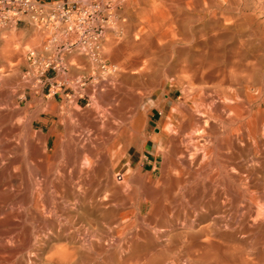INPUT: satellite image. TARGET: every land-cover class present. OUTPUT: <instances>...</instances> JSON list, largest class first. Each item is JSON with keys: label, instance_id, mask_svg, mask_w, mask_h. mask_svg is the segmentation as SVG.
Wrapping results in <instances>:
<instances>
[{"label": "bare ground", "instance_id": "bare-ground-1", "mask_svg": "<svg viewBox=\"0 0 264 264\" xmlns=\"http://www.w3.org/2000/svg\"><path fill=\"white\" fill-rule=\"evenodd\" d=\"M153 2L168 5L170 26L204 27L194 34L155 29L120 50L135 54L134 79L150 89L131 102V115L107 149L92 146L91 138L76 137L80 146L66 150L54 141V155L67 166L84 160L75 180L51 173L48 137L39 133L43 148L10 158L22 148L11 136L15 125L0 133L3 140L11 136L7 150L0 148V264H264V34H221L229 20L214 0ZM153 23L156 28L158 18ZM121 89L122 104L132 106L128 87ZM106 98L110 104L111 95ZM48 107L54 110L52 102ZM95 109L73 115L105 124L111 113ZM153 110L162 132L148 137L141 128ZM122 134L125 144L116 149ZM149 141L157 152L144 170L143 158L132 163V149L144 155ZM18 165L28 177L16 174ZM58 213L63 224L94 220L109 229L81 237Z\"/></svg>", "mask_w": 264, "mask_h": 264}, {"label": "rangeland", "instance_id": "rangeland-1", "mask_svg": "<svg viewBox=\"0 0 264 264\" xmlns=\"http://www.w3.org/2000/svg\"><path fill=\"white\" fill-rule=\"evenodd\" d=\"M86 1L91 2L93 0ZM96 1L100 2L103 8L107 4H109L110 6V8L106 10V14H110V16L108 22L104 24L105 29L100 44V57L95 58L97 60L95 62V60H93L94 58H88L78 54L68 56L67 61L69 64H71V66H69V70L65 74H61L57 80L58 83H68L65 84L66 86L64 87H59L57 85L51 90L49 96V92H47V90H45V92H42L41 79L43 77H40L41 71L35 67H32L27 61L29 52L31 51H36L41 55L45 54L43 47V43L47 38V34L45 33V31L35 29L33 31L34 34H30L28 39L25 41V37L22 34H1L0 36V68H2L4 71L0 73V116H5L0 117V130H2L0 133L8 131L9 128H13V126L15 125V132H13L11 136H13L14 139H18L19 144L22 147L18 152L15 151L12 153L14 154V156L10 154V158L23 155L25 148H32L34 150L43 148L45 142L43 143V140L40 138V133L41 135L48 137L46 145L47 154L50 156L48 166L51 169L53 167L54 170L52 169L51 171H56L54 173H51L55 176L64 175V177L71 178L73 180L78 177L77 169L81 165L80 162H84V160L80 159V161L78 160V158L72 159V166H67V164H70V162L67 163V161H65V158H60L59 154L57 155L58 157L54 155V141L58 138L61 139L60 146L62 148L60 147V150H63L64 147L66 150L67 148L71 147L72 143L78 144V141L75 142L76 140H74L76 137L80 138L81 140L87 139V142H89L88 140L91 138L90 140L92 141V146L94 145V147L101 151L107 149L111 145L110 138L114 137L117 133H120V131L122 130L121 127H123L124 123H126L125 118L131 115V108H133V106L135 107L136 105L134 103L132 104L131 102H136L137 97H139L142 93L145 94L150 89L147 86H141L134 79L135 75L133 74V65L135 63L133 62L135 61L134 59H136L135 54L129 53V51L126 52V54H123V56L120 54V50L127 48L131 42H139V40L137 39L139 38V36L141 37L145 36L146 34H153L152 30L155 29L157 30H155L156 32L161 31L162 34H189L190 32H192V30L193 32H195L204 27L203 23L199 24L198 22L189 23V26L187 28H181L177 25V28L174 27V25L170 26L169 19L171 15L169 14L168 5L160 2L155 3L153 2V0ZM214 1L218 5L222 6L221 11L224 13L223 15L226 14V18L229 20V26L226 24L227 20L222 22V28L219 29L220 33L221 31H223L221 34H264V0ZM143 10H145V13H143ZM155 18H158L159 21L156 28H154L153 26V20ZM225 25H227L228 28L223 29V27H226ZM226 30L228 31L226 32ZM193 32L192 34H194ZM217 32L218 30L216 31V33ZM210 33V31H208L207 29L205 30L204 28L203 34ZM127 53H129V57ZM144 61L145 60H141V62ZM141 62L140 64H138V66L142 65ZM102 63L106 65L105 69H102ZM124 66L127 68H125ZM13 68L14 70H17V73H19L18 75H16L17 73L15 74L14 72H12ZM13 73L14 75H11ZM47 74L52 75L51 72H47ZM123 78L129 82H127V84H124L126 83V81L123 80ZM80 79H82V81ZM83 82L84 85H82ZM156 82L158 83V80H156ZM137 85L142 89H144L143 87H145V90L143 91L141 88H136ZM120 86L128 87L127 90L129 95L126 103H130L132 104V106L129 104H127V106L122 104L120 100V97H122V89ZM135 88L138 89L137 93L135 92ZM108 95H111L112 98L110 104H108V102L106 101V97H108ZM178 96L179 94H177L175 98H177ZM131 97L134 98V101ZM49 101L53 103L54 110L48 107L50 106ZM92 106L93 109L96 108L95 110L98 113H101L102 111H106L109 114L111 113L110 117L105 120L106 122L104 121V125L96 123L94 119L89 115H86L89 120L84 119L86 116L82 119L75 116L78 113L76 109H78L79 112H83L84 110L89 109V107ZM123 107L125 109H123ZM121 108L123 109V111H121ZM111 115L113 118L111 117ZM151 115L152 119L148 122L146 126L147 128L145 130L144 126H142L141 128L148 137L158 135L162 132L161 129L157 127V123L160 120L158 111L153 110L151 112ZM2 118H5V121ZM91 119H93V121ZM3 123H6L8 128L4 129L6 127V124ZM10 123L13 126H10ZM114 123L117 124V126ZM48 133L51 134L49 135ZM128 134H130V130H128ZM11 136H4V138L6 139L9 138L8 140H3V138H0V148L3 147L1 149L2 152L7 150L6 147L8 146V141L11 140ZM80 136L86 137L81 138ZM124 137V134H122L121 137L117 138L116 149L125 144L126 138ZM26 140L28 141V143H26ZM145 150L143 155L142 153H139L141 152V149H132L133 154L137 155L136 158L133 159L132 163L142 164V160L144 159L146 161L145 163H143L146 165H144V170H148L154 164L157 145L149 141L146 145ZM53 156H56L57 158H54ZM86 161L84 164H82V166H86V164L88 163V161ZM162 164V160H160V162L157 164L158 167L155 171L157 179H159L161 176L159 174V170L162 167ZM63 165H66V167H64ZM17 168L18 170H16V174L20 172L18 174L19 177L20 175L22 177H28L26 170H23V166L18 165L16 169ZM64 169L65 173H61V171ZM21 172L22 174H26L22 175ZM116 174L126 175V173H122V169H118ZM58 214L60 215V213ZM59 215L58 218L59 220H61L60 222H62L63 218L61 217V215ZM87 222L92 227L88 225ZM87 222H80V224L76 223L78 225L74 223L72 224L73 226L69 225L70 223L63 224L64 222H62L61 224L65 225L71 231L75 229H77L78 231L81 229L80 231L83 232L81 233L79 231V236L81 237L84 234H90L99 237L98 233H100L101 236H104L109 229L108 225L106 226L104 222L99 223L94 220ZM56 225L58 224L56 223ZM81 226H83V229L81 228ZM87 228H90L89 231L85 230ZM93 228H95V230H93ZM98 230L104 233H101L100 231L97 232ZM84 231H86V233ZM61 241L63 242V240Z\"/></svg>", "mask_w": 264, "mask_h": 264}, {"label": "built area", "instance_id": "built-area-1", "mask_svg": "<svg viewBox=\"0 0 264 264\" xmlns=\"http://www.w3.org/2000/svg\"><path fill=\"white\" fill-rule=\"evenodd\" d=\"M109 8V4L103 8L96 0H65L51 5L39 0H0V36L24 18L32 27L45 31V54L31 51L27 61L41 71L40 77L51 72L57 81L61 74L69 70L68 56L100 57L104 24L110 16L106 10ZM105 68L106 65L102 63V69ZM67 83L57 82V85L61 87Z\"/></svg>", "mask_w": 264, "mask_h": 264}, {"label": "crops", "instance_id": "crops-1", "mask_svg": "<svg viewBox=\"0 0 264 264\" xmlns=\"http://www.w3.org/2000/svg\"><path fill=\"white\" fill-rule=\"evenodd\" d=\"M45 5H51L54 2L57 1H65V0H39ZM36 28L32 27L28 21L27 18H24L22 21L18 22L14 28H8L5 30L2 34H22L24 35V41L28 39L30 34H34V30ZM41 55V54H39ZM42 83V92H49L48 96L50 95V92L53 88L57 86L56 78H53L52 75L45 74L44 77L41 79ZM66 85H63L61 87H64Z\"/></svg>", "mask_w": 264, "mask_h": 264}]
</instances>
